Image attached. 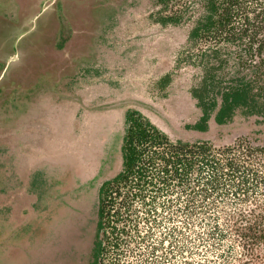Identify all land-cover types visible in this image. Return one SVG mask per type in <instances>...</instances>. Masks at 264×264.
Segmentation results:
<instances>
[{
	"label": "rangeland",
	"instance_id": "rangeland-1",
	"mask_svg": "<svg viewBox=\"0 0 264 264\" xmlns=\"http://www.w3.org/2000/svg\"><path fill=\"white\" fill-rule=\"evenodd\" d=\"M156 12L154 0H0V264H87L128 109L173 139L264 145L254 119L185 128L201 116L200 74L187 28L161 27Z\"/></svg>",
	"mask_w": 264,
	"mask_h": 264
},
{
	"label": "trees",
	"instance_id": "trees-1",
	"mask_svg": "<svg viewBox=\"0 0 264 264\" xmlns=\"http://www.w3.org/2000/svg\"><path fill=\"white\" fill-rule=\"evenodd\" d=\"M154 22L186 27L190 91L205 133L254 119L264 135V0H154ZM164 82L169 81L166 76ZM121 168L97 190L87 264H264V145L173 139L123 114ZM155 256L151 260L142 253Z\"/></svg>",
	"mask_w": 264,
	"mask_h": 264
},
{
	"label": "crops",
	"instance_id": "crops-1",
	"mask_svg": "<svg viewBox=\"0 0 264 264\" xmlns=\"http://www.w3.org/2000/svg\"><path fill=\"white\" fill-rule=\"evenodd\" d=\"M24 87L25 86H23V87L21 86V87L18 88V90H22V89H24ZM21 96H25V94L24 93L22 94V92L21 93L20 92L16 93L15 94V97H16L15 101H20L19 97H21Z\"/></svg>",
	"mask_w": 264,
	"mask_h": 264
}]
</instances>
